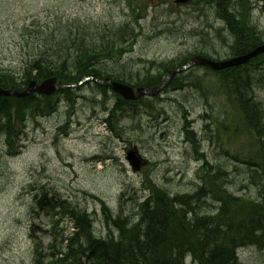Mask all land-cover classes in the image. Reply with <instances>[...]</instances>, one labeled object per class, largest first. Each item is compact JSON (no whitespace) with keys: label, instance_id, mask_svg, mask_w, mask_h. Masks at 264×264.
Returning <instances> with one entry per match:
<instances>
[{"label":"rangeland","instance_id":"obj_1","mask_svg":"<svg viewBox=\"0 0 264 264\" xmlns=\"http://www.w3.org/2000/svg\"><path fill=\"white\" fill-rule=\"evenodd\" d=\"M194 1L183 6L174 0H0V69L19 62L23 52L20 40H24L19 34L24 26L34 20L47 24L58 18L64 22L78 19L86 30L93 26L94 32L85 34L86 40L101 34L111 38L118 29L128 26L125 30L135 36L132 45L122 56L105 62H113L109 66L115 69L125 65V74L134 76L144 73L149 62H163L179 52H212L221 58L231 55L234 46L215 37L216 29H193L202 25L186 21L217 24L209 15L214 10L200 0ZM140 9L143 12L138 15ZM241 21L250 19L243 17ZM251 22L264 40V11L253 8ZM184 26L187 29L183 30ZM216 26L223 28L224 24ZM205 44L210 47L205 48ZM211 73L196 67L189 77L193 81L203 78L201 85L188 84L179 91L168 89L157 97H148L149 107L122 118L124 130L120 136L106 128L102 101H93L100 94L88 84L76 90L74 103L64 100L51 115L31 119L27 132L21 135L20 146L24 147L16 155H10L0 141V264H37L40 247L48 256L44 249L53 240L52 214L40 208V200L67 201L95 213L96 234L107 238L109 230L97 198L113 214L122 210L134 217L137 202L146 194L141 189L148 177L172 195L193 193L199 177L207 172L195 148L206 155L214 173L217 167L226 172L228 182L219 184L230 195L249 201L264 193V177L252 180L245 176L251 159L242 152H254L260 139L246 131L240 111L232 109L225 90L219 87L220 77ZM253 92L255 101L263 103L264 114V86ZM109 99L113 101V93ZM231 110L238 114V123L232 128L222 116ZM186 119L195 132L197 146L187 138ZM132 148L148 160L139 172H134L126 160ZM98 158L104 160L96 162ZM72 230L68 221L60 219L53 232L61 240L63 233ZM34 233L36 237H32ZM238 256L245 264H264V249L255 246L240 249ZM187 262H191L190 257Z\"/></svg>","mask_w":264,"mask_h":264},{"label":"trees","instance_id":"obj_2","mask_svg":"<svg viewBox=\"0 0 264 264\" xmlns=\"http://www.w3.org/2000/svg\"><path fill=\"white\" fill-rule=\"evenodd\" d=\"M200 1L206 7L208 4L212 7L216 4L215 10L222 11L221 16L226 17L222 20L230 31L236 32L242 29L246 31L247 36L241 31L238 32L241 41L234 45L237 54H244L255 47L249 45L248 39L264 42L259 33L256 35L255 28L247 31L241 24L233 21L235 17L231 14V12L236 14L240 21L243 17H247L251 22L252 7L258 5L264 10V0ZM249 4H251L250 7H248ZM244 13L249 15L244 16ZM74 20L64 22L58 19L53 20L47 27L33 24L31 28L24 29L23 33L21 32L24 38L21 66L16 69L0 70V87L24 90L31 80L40 82L55 76L66 84H76L87 76H97L101 79L111 78L133 87L150 88L159 85L170 70L188 63L172 60L149 62V68L144 73H137L134 76L125 74V65L115 69L109 66L113 62H86L91 61L96 54L110 49L113 44L98 36L95 39L86 40V35H82L81 31L85 27L80 20ZM128 28L125 26L121 28V31L118 29L117 34L110 35L114 43L121 41L124 45L129 41L132 36L128 34V30H125ZM112 50L114 59L123 54V50ZM75 56L78 62H68ZM191 69L193 68L175 75L167 89L179 91L186 88L188 84L201 85L203 78L189 81ZM262 71H264V55L260 56L256 62H248L243 66L218 73L220 82L227 83L231 87L233 85L239 87L240 91L236 94L228 90L224 91V94L232 101L234 107L237 106L243 119L260 129L256 134L260 142L264 138V114L261 107L263 103L255 101L253 89L260 85L264 86ZM88 84L92 85L99 94L102 91L110 98L111 93L114 94L110 104L105 98L93 99L97 104L102 101L104 110L107 112L104 122L112 134L118 136L122 134L124 128L121 126V120L124 115L129 113L134 115L139 109L150 106L151 100L148 97H140L134 101L125 100L98 83H86ZM75 91V89H64L58 92L60 95L56 93L57 95L53 96L31 93L26 98L0 96V141L6 145L7 150H10L9 154L13 156L17 153L15 147L20 146L21 135L24 132L22 124L27 123L26 116L49 115L64 100L74 103ZM241 94L246 96L242 98ZM4 117L8 118L9 123L2 128ZM184 130L188 140L196 145L195 132L187 127V122ZM195 151L200 160L204 155L199 153L198 148H195ZM248 165L251 168V164ZM203 169L207 172L199 177L200 183L193 193L172 195L148 177L143 189L150 195L143 196L136 204L135 216L139 214L142 220L140 224H135L136 226L129 227V221H132L135 216L131 218V215H125L122 210L118 214H113L106 203L97 198L101 201L104 217L109 221L107 238L91 230L92 222L86 220L85 217H88V214L85 209L56 199L40 202L41 209H48L52 214L53 231L57 229L59 224L57 217L61 214L74 213L76 224L72 228H75L74 231L63 233L60 248L56 246L59 234L52 232L53 240L49 248L44 249L46 251L48 249L49 259L44 262L47 256L43 255L42 247L37 248L40 255L37 264H70V260L74 261L72 264H101V256L107 258L108 264H245L238 256L240 249L248 246L264 248V193L255 200H243V205L238 209L230 208L226 205L231 199L235 203L240 202L219 184L221 181L228 182L226 172L217 167L214 173L212 170L214 168L207 165ZM214 178L219 181L210 184L209 181ZM200 197L204 199L202 204L199 202ZM215 202L216 205H213ZM163 219L178 227V232H173L174 228L168 225L164 229L159 228ZM113 227L119 231H112ZM32 236L35 237V234ZM163 249H167L169 253L161 252ZM116 251H123L122 256ZM173 253L179 256L180 261L172 258ZM188 257L191 258L190 263L187 262Z\"/></svg>","mask_w":264,"mask_h":264},{"label":"bare ground","instance_id":"obj_3","mask_svg":"<svg viewBox=\"0 0 264 264\" xmlns=\"http://www.w3.org/2000/svg\"><path fill=\"white\" fill-rule=\"evenodd\" d=\"M217 5L215 4L213 7L212 6H210L209 4L207 5V8H209V9H213L214 10V12H211L209 15H210V17H212L213 19H215V21L217 22V24L214 22V21H210V22H205L204 21V23H202V22H200V21H198V20H194V19H189V18H186V21H191L192 23H199L200 25H202V26H193L194 28L193 29H195V28H202V29H208V28H211V29H216L215 31H216V33L217 34H215L214 36L215 37H217V38H219V39H221L222 41H223V43H229V46H234L235 44H237V42H240L241 41V37L240 36H238V35H240L238 32H243L244 33V35L245 36H247L246 35V31L245 30H238V31H236V32H232V31H230L227 27H223V28H221V26L220 27H218V26H216V25H218V23L219 22H221V24L223 25V22H222V19H224V18H226V17H223V16H221V13H222V11H219V10H215V7H216ZM208 9V10H209ZM209 11H211V10H209ZM208 11V12H209ZM231 12V11H230ZM218 15H217V14ZM231 14L233 15V17H235L234 19H233V21L235 22V23H239V24H241V26L242 27H244L247 31H250L251 29H254L255 30V32H256V35H258V28L256 27L257 25L256 24H253V23H251V22H247L246 21V23H248V24H246V23H243V22H241L240 21V19L238 18V16L236 15V14H234L233 12H231ZM205 19L208 21V18H207V16L205 17ZM188 23V22H187ZM209 26H208V25ZM86 28H89V29H81V31L84 33V34H87L88 33V35L87 36H91V33L92 32H94L93 30L95 29L93 26H88V27H86ZM182 29L183 30H185V29H187V27H182ZM257 29V30H256ZM212 32H214V31H212ZM128 34H130L129 32H128ZM103 35H105V34H101L100 35V39H102V40H105V41H107V42H109V43H111V44H113V47L111 46L110 47V49H107V50H105L104 52H101V53H98V54H96L95 56H94V58L91 60V61H86V62H97V63H101V62H104L105 63V61H108V60H114V51L112 50V49H114V50H125V49H129L127 46H125V45H123V43L121 42V41H119L118 43H114L115 41H114V39H112V38H107V37H105V36H103ZM248 39V38H247ZM47 43V42H46ZM248 43H249V45H251V46H256L257 44H259V43H261L258 39H254V40H251V39H248ZM45 47V46H44ZM204 47L205 48H207V47H210V46H208V44H205L204 45ZM44 49V48H43ZM194 59V56H192V54L191 53H189V52H179V53H176L175 55H173L172 56V58H170V59H168V61L169 60H172L173 62H192V60ZM206 59H208V60H210V61H212V62H222V58L221 57H219V56H209V57H207ZM68 62H78V60L76 59V56L75 57H73V58H70V60L68 61ZM69 65H71V63L69 64ZM192 73H193V69H191L190 70ZM169 73V72H168ZM168 73L166 74V76L168 75ZM165 76V77H166ZM189 81H192V79H189ZM202 82H204V81H202ZM186 84H188V82H186ZM219 87H221L222 89H226L225 91L227 92V90L228 91H230L231 93H238L239 91H240V89H239V87L237 86V85H233L232 87L231 86H229V84H227V83H224V82H219ZM18 92L19 93H22L23 92V89L22 90H18ZM31 93H37V92H30V93H28L27 95H24V96H21L22 98H26L28 95H30ZM39 94H41V95H43L42 93H39ZM0 96H4V97H10V96H12V95H1L0 94ZM242 98L243 97H245L246 95L245 94H241L240 95ZM14 97V96H13ZM100 98H105V100L110 104L111 103V101H110V97L109 96H107V95H105L102 91L100 92ZM107 98V99H106ZM230 102H232V101H230ZM229 102V103H230ZM228 108H230V106H228ZM54 112H56V110H53ZM51 114V113H50ZM226 114V115H225ZM225 114H222V116H223V121L225 122V123H229V122H231V119H232V115H230V114H228V113H225ZM41 116H45V115H41ZM37 117H40V114H38V115H28V116H26V119H25V121L27 122L26 124H22V130L25 132H27V129H28V122H30V120L31 119H37ZM4 119V122H2V124H4L3 126H2V128L3 127H5L8 123H9V120H8V118H6V117H4L3 118ZM243 126H244V128L246 129V131H250V132H253V133H255V134H258V131L260 130L258 127H254V126H252L248 121H246L245 119H243L242 120V123H241ZM65 133H67V132H65ZM116 135V134H115ZM261 140H263L264 141V139H261ZM256 146H257V149H254V152H251V151H248V152H245V151H242L243 153H245V154H247V155H249L250 156V159H251V168L249 169V171L248 172H246L245 171V176H249L252 180H260V179H262L263 177H264V152L262 151V142H258L257 144H256ZM16 149H17V153L19 152V146H16L15 147ZM17 153H14V155H16ZM239 156H242V154H238ZM222 156V155H221ZM236 157H238L237 156V154H236ZM199 163H201V167H204L205 165H207L208 167H210V164H209V160L207 159V157H206V155H204L200 160H199ZM218 165H220V164H218ZM221 166V165H220ZM200 167V168H201ZM211 167L213 168V166L211 165ZM222 167V166H221ZM263 171V172H262ZM199 177V176H198ZM250 179V180H251ZM263 180V179H262ZM219 180L217 179V178H214L213 180H211V181H209V183L210 184H213V182H218ZM260 182V181H259ZM144 193H146V194H144V195H148V191L147 190H145V189H141ZM149 195H150V193H149ZM148 195V196H149ZM202 195H206V194H202ZM234 199H237L238 200V202H240V203H235V201L233 200V199H231L228 203H227V205L226 206H228V207H230V208H233V209H238V208H240L242 205H243V203H242V199H240V198H237V197H235L234 196ZM240 200V201H239ZM210 200H208V202H209ZM40 202H45V200H40L39 201V203ZM199 202H200V204H202L203 202H204V199L202 198V197H200V199H199ZM210 203V202H209ZM214 204H216V202L215 203H213V205ZM40 205V204H39ZM41 208V207H40ZM87 211V210H86ZM103 212V211H102ZM87 214H88V217H85L86 218V220H88L89 222H92V227H91V230H94L95 231V233L97 232L96 230H97V227H96V221H97V217H96V215H94L95 213H90V212H86ZM74 216H76V215H74V213H70V214H61L60 216H58L57 218L59 219V222H60V219L61 220H63L64 222H66V221H68L69 223H70V228H73L74 226H75V224H76V222H75V220H74ZM134 216H135V214H134ZM131 218H133V216H131ZM103 221H104V223H109V221L106 219V217H104V219H103ZM142 220H141V217H140V215L139 214H137L135 217H134V219H133V221H129V224L131 225V226H133V225H135V224H140V222H141ZM166 225H168V226H170V227H172V228H174V231L173 232H178V230H179V228L178 227H176L175 225L173 226L171 223H169L168 221H166L165 219H163V221L162 222H160V224H159V228H162V229H164V227H166ZM136 226V225H135ZM114 228V227H113ZM115 230H118V229H116V228H114ZM119 231V230H118ZM160 240H162V239H160ZM57 243H56V246L58 247V248H60L61 247V244H59L58 242H61V240H60V238H58V240L56 241ZM248 247H252V246H248ZM248 247H246V248H248ZM260 249H264V248H260ZM163 251H166V252H168V250L167 249H163L161 252H163ZM116 253L117 254H120L121 256H122V254H123V251H116ZM169 253V252H168ZM174 254V253H173ZM155 255H158L157 253H155ZM176 254H174L173 256H172V258L174 259V260H178V261H180V258H179V256H175ZM104 256H106V255H104ZM70 258V257H69ZM106 258V257H105ZM103 256H101V264H108L107 263V258L105 259ZM86 259V258H85ZM86 262V261H85ZM69 263L70 264H72V263H74V261L73 260H70L69 261Z\"/></svg>","mask_w":264,"mask_h":264},{"label":"water","instance_id":"obj_4","mask_svg":"<svg viewBox=\"0 0 264 264\" xmlns=\"http://www.w3.org/2000/svg\"><path fill=\"white\" fill-rule=\"evenodd\" d=\"M189 0H176V3H187ZM264 52V45L258 47L257 49H255L254 51H252L251 53H249L248 55L245 56H240V57H236L234 59H231L229 61H225V62H212L208 59H205L203 57H196L192 60V62H189L186 66L180 68V69H176V70H171L166 79L157 87L154 88H131L127 85L121 84V83H117V82H113L110 79H105L104 81L98 79V78H86L85 80H83V82L88 81V80H94L97 81L103 85H108L113 87V89L115 91H117L118 93H120L121 95H123L126 99H135L138 96H142V95H152L155 96L157 95L163 88H165L170 79L172 78L173 75L177 74L178 72H181L193 65H206L209 66L215 70H221V69H225L228 67H232V66H238V65H243L245 64L248 60H250L251 58L257 56L258 54H261ZM83 82H81L80 84H82ZM67 87V85L62 84L61 82H59L57 80V78H51L48 79L46 81H44L41 85H38L35 82H31V84L28 86L27 90L25 92L19 93L17 91L14 90H3L0 88V94L1 95H14V96H24L27 95L30 92L33 91H38L41 92L43 94L49 95L51 93H53L55 90L59 89V88H65ZM127 159L129 160V162L131 163L132 167L134 170H139L141 168V165L144 164V162L142 161V157L141 156H137V151L135 150H131L128 152V156Z\"/></svg>","mask_w":264,"mask_h":264}]
</instances>
